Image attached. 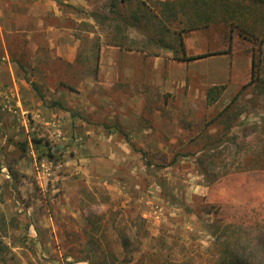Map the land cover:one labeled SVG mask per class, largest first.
I'll return each mask as SVG.
<instances>
[{"label": "rangeland", "instance_id": "374dc122", "mask_svg": "<svg viewBox=\"0 0 264 264\" xmlns=\"http://www.w3.org/2000/svg\"><path fill=\"white\" fill-rule=\"evenodd\" d=\"M158 1L0 0L8 264H264V8L241 10L256 42L219 17L182 33L186 56L250 61L209 105Z\"/></svg>", "mask_w": 264, "mask_h": 264}, {"label": "trees", "instance_id": "16d2710c", "mask_svg": "<svg viewBox=\"0 0 264 264\" xmlns=\"http://www.w3.org/2000/svg\"><path fill=\"white\" fill-rule=\"evenodd\" d=\"M141 6L146 7L147 2H140ZM258 6H262L264 8V0H162L156 3V6L153 8L154 12L159 11V14L153 13V17L158 20L160 30L163 34H170L174 39V44H168L163 40H158L161 45L160 48L165 50H170L176 56H174L175 60L188 62L194 61L197 59H201L204 57H209L215 54H203L199 56H186L183 42H182V33L187 31H192L201 28H208L210 25L215 23V19L219 17L220 22L228 27H237L241 30L242 33L245 34L243 36L244 39L249 40L250 42H256L258 36L256 32L249 31L246 26L242 24L244 20L242 18L241 10L249 9L250 11H258ZM150 10V9H148ZM264 10V9H262ZM191 16L195 17V19L191 18ZM130 18V19H129ZM127 17V19L122 20V24L124 29L128 27L135 28L139 26L140 19L132 14ZM185 18V19H181ZM244 22V21H243ZM146 25V24H145ZM243 25V26H242ZM119 31L120 26H118ZM126 35L122 36L121 39H126ZM151 40H149L150 42ZM263 42V40H261ZM111 45L120 47L124 49V45L122 42H111ZM125 50H131V48H125ZM142 51V50H141ZM228 53V52H221ZM178 54V55H177ZM180 54V55H179ZM255 62L252 61V67H254ZM224 91V86H212L208 87L205 91L206 103L211 105L213 104ZM240 95V90L236 92L234 98L231 100L233 103ZM229 104L226 105L219 114H223L226 110H228ZM117 130L120 131V129ZM144 156L146 153L141 152ZM145 165L148 167L151 166L149 161H145ZM3 218H1L2 220ZM3 224L0 222V264H8L13 261L12 256H10V248L7 246L3 239L6 237V232H4ZM125 241V240H124ZM123 252H128L126 248V243L124 242L122 246ZM88 264H108L106 261L96 262L93 260V256H91L90 260H87ZM79 262H84V260H73V261H65L63 263L58 262H47V264H78ZM17 264V263H13ZM32 264V263H29ZM36 264V263H35ZM217 264H253L251 261H248L244 256L235 255V257H231L228 259H223L219 261Z\"/></svg>", "mask_w": 264, "mask_h": 264}, {"label": "crops", "instance_id": "0c3cea01", "mask_svg": "<svg viewBox=\"0 0 264 264\" xmlns=\"http://www.w3.org/2000/svg\"><path fill=\"white\" fill-rule=\"evenodd\" d=\"M203 63L204 64L202 66L195 64L193 69L195 73L201 75L208 87L228 84L230 71L234 68H243L244 66L245 68L250 67V61L248 59L243 62H239L238 59L224 55L207 57Z\"/></svg>", "mask_w": 264, "mask_h": 264}]
</instances>
